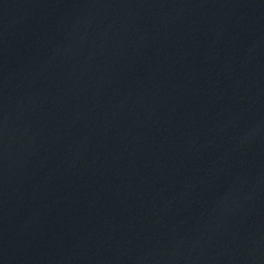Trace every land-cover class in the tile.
Returning <instances> with one entry per match:
<instances>
[{"label":"water","instance_id":"1","mask_svg":"<svg viewBox=\"0 0 264 264\" xmlns=\"http://www.w3.org/2000/svg\"><path fill=\"white\" fill-rule=\"evenodd\" d=\"M0 264H264V0H0Z\"/></svg>","mask_w":264,"mask_h":264}]
</instances>
